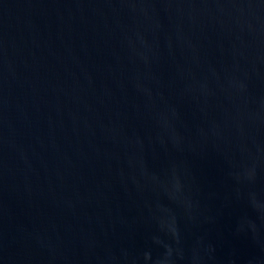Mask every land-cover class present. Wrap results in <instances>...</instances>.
<instances>
[{
  "label": "water",
  "instance_id": "obj_1",
  "mask_svg": "<svg viewBox=\"0 0 264 264\" xmlns=\"http://www.w3.org/2000/svg\"><path fill=\"white\" fill-rule=\"evenodd\" d=\"M0 264H264V0H0Z\"/></svg>",
  "mask_w": 264,
  "mask_h": 264
}]
</instances>
